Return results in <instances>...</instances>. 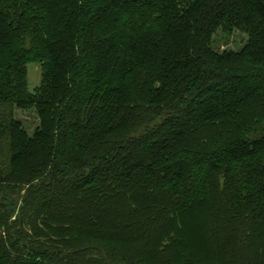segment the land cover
<instances>
[{"label": "trees", "instance_id": "16d2710c", "mask_svg": "<svg viewBox=\"0 0 264 264\" xmlns=\"http://www.w3.org/2000/svg\"><path fill=\"white\" fill-rule=\"evenodd\" d=\"M0 264H264V0H0Z\"/></svg>", "mask_w": 264, "mask_h": 264}, {"label": "rangeland", "instance_id": "374dc122", "mask_svg": "<svg viewBox=\"0 0 264 264\" xmlns=\"http://www.w3.org/2000/svg\"><path fill=\"white\" fill-rule=\"evenodd\" d=\"M247 37H248L247 34H244L236 30L231 37H229L228 39L224 38V40L227 41L230 40L229 47L231 49L235 48L236 50H240L243 48L244 43L247 40ZM222 45H223L222 48H226L227 46L225 43H222ZM41 75H42L41 68L38 65V63L36 62L31 63L29 65V81H30V88L32 90L41 84V77H42ZM7 115H11V109H7ZM14 117L21 118L25 122L26 126H29L28 128H30V130L33 128L34 125L37 124L38 121L37 117H35V115L32 112L19 111L18 109H15Z\"/></svg>", "mask_w": 264, "mask_h": 264}]
</instances>
